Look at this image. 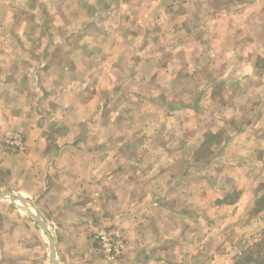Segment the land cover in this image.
<instances>
[{
    "label": "crops",
    "instance_id": "obj_1",
    "mask_svg": "<svg viewBox=\"0 0 264 264\" xmlns=\"http://www.w3.org/2000/svg\"><path fill=\"white\" fill-rule=\"evenodd\" d=\"M132 1L0 0V188L58 264H235L218 226L253 217L264 238V0ZM0 199V264H53Z\"/></svg>",
    "mask_w": 264,
    "mask_h": 264
},
{
    "label": "rangeland",
    "instance_id": "obj_2",
    "mask_svg": "<svg viewBox=\"0 0 264 264\" xmlns=\"http://www.w3.org/2000/svg\"><path fill=\"white\" fill-rule=\"evenodd\" d=\"M128 3L129 2H133L132 0H126ZM122 29H124V30H126V32H127V34H130V32H133L131 29L132 28H134L135 29V31L136 32H140V31H142V29L141 28H143V27H130V26H128V27H121ZM104 31H106V32H109L110 30H114L115 29V27L114 26H107L106 28H102V27H98L97 29H95V31H97V32H95V33H100V32H102L103 30ZM122 29H120V30H122ZM118 30H119V27L115 30V32H118ZM123 31V30H122ZM76 34H79V35H82V33L81 32H76V33H74V35H76ZM69 36H71V35H69ZM206 42V41H205ZM202 43L204 46L206 45V43ZM207 43H209V42H207ZM74 46H73V45ZM79 45V43L76 41L75 42V40L73 39L72 40V42L70 43V42H66V44L65 45H62L61 47H64V49H70V48H72V47H77ZM81 46V45H80ZM69 49H68V51H69ZM133 51H132V53H131V55L127 58V57H124L123 59H122V62H123V64H124V66H129L131 63L134 65V64H136L137 66H139V67H142V66H144V65H146L145 63L147 62V60L145 59V58H143V57H140V56H138V58H135V54L133 55ZM152 64H153V62H151ZM198 63H200L201 65H209L210 63H211V59H207V58H202V59H200L199 61H198ZM211 64H213V65H215V66H218V67H220V69H224V71H225V68L227 67V65H228V62H226L225 61V59L223 60V59H219L218 61H213ZM210 66V65H209ZM175 94L176 95H178V87H177V89L175 90ZM190 96H192V94L190 95ZM221 98V97H220ZM219 98V99H220ZM218 99V100H219ZM219 135H216L215 137H213L212 138V140L211 141H216V142H219V140H220V138L218 137ZM221 141V140H220ZM203 149L205 150V151H208L209 149H208V146H206V145H204V147H203ZM205 151H204V153H203V156H204V154H205ZM258 156H260V157H262L263 155H258ZM204 158V157H203ZM256 168H258V167H256ZM260 169V168H259ZM263 171V170H262ZM262 171L261 170H259L258 171V169H257V171L255 172V168L253 167L252 168V172L253 173H256V174H258V173H262ZM207 173V172H206ZM262 175V174H261ZM259 190H260V193H262L261 191H263L264 190V184H262V186H259ZM0 191H6V190H4V189H2V188H0ZM236 191V190H235ZM234 191H232V193H233ZM237 193H238V191H237ZM234 196H236V194H234ZM0 205H2L3 203L6 205L7 203L9 204H11V202L8 200V199H5V200H2V199H0ZM19 205H21L20 204V202H19ZM258 208H260V206L258 205L257 206ZM209 217H210V222H211V226L212 225H216L217 224V219H216V217L213 219L212 217H211V214H209ZM211 220H213V221H211ZM255 218H253V217H251L250 219H248L247 220V217H245L244 216V218L243 219H241L240 221H238V222H232V223H230V224H227V226H226V224L224 225V223H222L220 226H218L219 228L220 227H225V229H227V227H228V229H231V231H232V233H231V237H230V239H229V244H228V246H229V248H231L230 249V252H233V253H235L234 254V257H233V259H232V261H233V263H236V260H238L239 259V257H241L243 254L242 253H244L247 249H249L250 247L251 248H254L255 247V242H257V240L259 239L258 237L260 236V234L262 233V231L263 230H259L258 231V229H256L255 227ZM210 222H208V223H210ZM206 223V222H205ZM210 226V224H209V227H211ZM37 227V226H36ZM212 228L213 229H215L216 227H213L212 226ZM2 240V238L0 237V241ZM260 241V240H259ZM258 241V242H259ZM249 245V246H248ZM248 246V248L246 249V247ZM261 246L262 247H264V243H262L261 244ZM246 249V250H245ZM229 254H231V253H229ZM261 254H262V251H261Z\"/></svg>",
    "mask_w": 264,
    "mask_h": 264
},
{
    "label": "built area",
    "instance_id": "obj_3",
    "mask_svg": "<svg viewBox=\"0 0 264 264\" xmlns=\"http://www.w3.org/2000/svg\"><path fill=\"white\" fill-rule=\"evenodd\" d=\"M6 143L15 149H23L24 144L20 135L12 133L7 136ZM101 245L102 252L106 259L117 260L121 258L126 249V243L123 238L113 235L106 230H100L95 235Z\"/></svg>",
    "mask_w": 264,
    "mask_h": 264
},
{
    "label": "water",
    "instance_id": "obj_4",
    "mask_svg": "<svg viewBox=\"0 0 264 264\" xmlns=\"http://www.w3.org/2000/svg\"><path fill=\"white\" fill-rule=\"evenodd\" d=\"M0 198H9L13 202L17 203V201H21L22 206L28 210L31 211V214L36 219V221L41 225V227L44 229V231L47 233L50 244H51V254H52V263L58 264L57 257H56V249H55V243L54 238L52 236V233L50 232V229L48 228L47 224L43 221V219L38 214L37 210L35 209L32 202L25 200L23 197L15 195L12 191H0ZM18 204V203H17ZM32 208V210H31Z\"/></svg>",
    "mask_w": 264,
    "mask_h": 264
},
{
    "label": "trees",
    "instance_id": "obj_5",
    "mask_svg": "<svg viewBox=\"0 0 264 264\" xmlns=\"http://www.w3.org/2000/svg\"><path fill=\"white\" fill-rule=\"evenodd\" d=\"M215 136L216 135H213L212 138ZM259 204L260 207L264 206V195L260 198ZM262 243H264V238L260 242H257L254 248L246 250L243 255L236 260L235 264H264V247L261 246Z\"/></svg>",
    "mask_w": 264,
    "mask_h": 264
}]
</instances>
